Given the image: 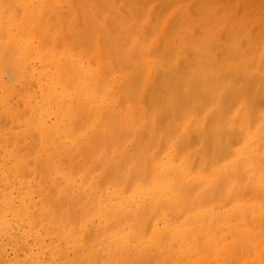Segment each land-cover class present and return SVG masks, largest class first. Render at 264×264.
Listing matches in <instances>:
<instances>
[{"label":"bare ground","instance_id":"1","mask_svg":"<svg viewBox=\"0 0 264 264\" xmlns=\"http://www.w3.org/2000/svg\"><path fill=\"white\" fill-rule=\"evenodd\" d=\"M150 2L0 0V264H264V19Z\"/></svg>","mask_w":264,"mask_h":264},{"label":"rangeland","instance_id":"2","mask_svg":"<svg viewBox=\"0 0 264 264\" xmlns=\"http://www.w3.org/2000/svg\"><path fill=\"white\" fill-rule=\"evenodd\" d=\"M147 1H151V2H150V3H151L150 6H151V5L157 6L158 4H162V3L166 4V2H169L168 5L170 6L169 8H170L171 10L179 9V8L182 9V8H184L183 5H185V8H184V9H188V11L190 12L191 15L194 14L193 16H196V13L199 11V8H198L199 6H200V9H202V7H205V8L207 7V8L213 9L215 12L212 11L211 13H216L217 15H220V16L222 15V14H221L222 12H220V11H222V9L226 7L227 9L225 8L226 10H225V9H223V10H224V12L226 11V12L224 13L226 16L228 15L227 12H230V13H229V16H230V17L228 16V19H229V20H232V19H233V21H235L236 19H235V16H234V15L237 14L236 18H237V17H240V20L243 19V20H242V23H243V22H244V18H243V16L241 17V13L244 14V17L251 18V19H250L251 22H252V21H253V22H254V21L257 22L259 19H260V20L264 19V14H263V13H264V9H263V8H264V7H263V5H264V0H249V1L247 0L248 3H246V0H244V1H243V0H233V1H235V2H234V5H233V1H232V0H222V1H220V0H213V2H211V5H212V6L214 5L213 8L210 7V6H211V5H209L210 2H208V1H212V0H207V2H206V0H204V1L208 4L207 6H206V3H205V2H204L205 5H204L203 3H201V1L203 2V0H200L199 6H198V2H199V0H197V1H196V0H188V1L181 0V2H180V0H177V1H179L178 4H176V3H177L176 0H173V1H175V2H173V1H171V0H167V1L164 0V1H166V2H163V0H162V2H161V0H158V1H157V0H147ZM147 1H145V0H144V1H143V0H140L141 3H140L139 5H143V4H144L145 2H147ZM184 1H185V2H184ZM223 1H224V4H227V3H228V4L225 5V6H223V5H224V4H223ZM170 2H171V3H170ZM216 2H217V4H216ZM219 2H221L222 5H219V4H218ZM225 2H227V3H225ZM244 2H245V3H244ZM251 2H252V3H251ZM221 3H220V4H221ZM229 3H230V4H229ZM250 3H251V5H249ZM253 3H254V4H253ZM164 4H163V5H164ZM170 4H175V5H174V6H173V5L171 6ZM196 4H197V5H196ZM202 4H203V5H202ZM259 4L262 5V6H258ZM144 5H145V4H144ZM201 5H202V7H201ZM247 5H249V6H247ZM252 5H253V7H252ZM254 5H256V7H255ZM160 6H161V5H160ZM180 6H181V7H180ZM196 6H197V8H196ZM208 6H209V7H208ZM222 6H223V8H222ZM227 6H228V7H227ZM233 6H234V7H233ZM245 6L247 7L246 9H244ZM171 7H172V8H171ZM231 7H233L234 10H233ZM250 7H252V8H250ZM261 7H262V8H261ZM248 8L251 9L252 11L254 10L253 8H258V9L255 10V11H253V12H255V13L252 12V13L254 14V15H253L252 13H250L251 11L249 12ZM259 8H260V9H259ZM197 9H198V11L196 12ZM228 9H229V11H227ZM230 9H232V10H230ZM242 9H243V10H248V12H249L253 17H252V16L249 17V16L247 15V14H248L247 11H245V13H244V11L242 12ZM261 9H262V10H261ZM259 10H260V12L263 11V13H262V12H261V13H260V12L258 13V14H260V15H259L260 18L256 15L257 12H258ZM231 11H232V12H233V11L235 12V13L233 12L234 15L231 14ZM230 14H231V15H230ZM250 14H249V15H250ZM239 15H240V16H239ZM193 16H192V17H193ZM200 16H201V17H202V16L204 17V15L199 14L198 18H201ZM232 16H233V17H232ZM254 16H257V18H258L257 21H256L257 18H256L255 20H254V19L252 20V18H254ZM261 16H263V17H261ZM196 17H197V16H196ZM231 17H232V19H231ZM194 18H195V17H194ZM241 18H242V19H241ZM247 18H245V19L247 20L246 22H248V23L251 24L250 26H252V31L255 30V32H253V33L256 34L257 29L254 28V27L256 26L257 23H251V22L248 21L249 19H247ZM195 19H196V18H195ZM237 20H238V19H237ZM260 20H259V21H260ZM263 21H264V20H263ZM244 24H245V23H244ZM253 26H254V27H253ZM10 72H11V71H10ZM8 73H9V72H8ZM13 98H15V97L13 96ZM15 101H16V99L13 100V102H15ZM0 118H1V117H0ZM1 119H2V118H1ZM1 119H0V120H1ZM1 121H2L3 124H5V120H4V119H2ZM2 123H0V124L2 125ZM0 228H1V227H0ZM0 234H1V232H0ZM8 241H9L8 237H7V238L4 237L3 234L0 235V254H1V252H2L1 250H3V249L6 251V253H10V251H9L10 248H9V245L7 244ZM3 244H4V246H3ZM1 247H2V248H1ZM3 253H4V252H3ZM0 258H1V257H0Z\"/></svg>","mask_w":264,"mask_h":264}]
</instances>
